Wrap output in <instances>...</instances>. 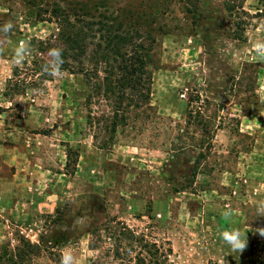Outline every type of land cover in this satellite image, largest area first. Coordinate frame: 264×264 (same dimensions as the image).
<instances>
[{
  "label": "rangeland",
  "instance_id": "1",
  "mask_svg": "<svg viewBox=\"0 0 264 264\" xmlns=\"http://www.w3.org/2000/svg\"><path fill=\"white\" fill-rule=\"evenodd\" d=\"M81 2L90 37L104 18L110 48L113 35L152 48L149 104L125 124L113 125L97 38L66 70L50 53L76 34L52 6ZM257 43L264 0H0V246L21 236L93 264L126 227L171 248L169 264H249L264 229ZM233 229L243 251L221 238ZM47 254L33 264H56Z\"/></svg>",
  "mask_w": 264,
  "mask_h": 264
},
{
  "label": "trees",
  "instance_id": "2",
  "mask_svg": "<svg viewBox=\"0 0 264 264\" xmlns=\"http://www.w3.org/2000/svg\"><path fill=\"white\" fill-rule=\"evenodd\" d=\"M78 6V8L70 9L68 5L54 4L51 8L52 20H55L60 27L72 24L76 29V34L69 46L62 51L64 65L61 66L65 70L69 69L68 57L74 58L77 50L82 57H86L91 45L88 41L90 38H97V41L94 40L96 43H92V46L95 48L94 52L101 56V62L107 68V70L105 69L107 76L102 78V83L113 81L109 85L110 94L113 96V125L125 124L134 110L142 109L149 104L152 76L148 71V66L152 48L132 42L119 44L121 36L118 35H113L111 39L113 45L110 48L107 42L113 33L104 23V18L99 22L101 28L94 31V35L90 37L87 32H91V27L95 25L96 20L88 12L86 3L81 2ZM41 15V13H37L36 19L40 20ZM80 24L83 26H79ZM124 40L126 41V37ZM84 66V63L79 64L82 72H85ZM96 69L98 68L96 67ZM98 241H101L100 237ZM112 241V247L108 248L105 255L99 257L93 264H169V257L173 254L171 248L165 249L157 243H152L145 235H140L126 227H123ZM133 245L139 248V251H135ZM124 246L129 247V250L124 249ZM43 251L44 253L48 252L45 257L51 261L56 258L58 259L56 264H60L61 254L56 255L47 249L43 250L21 236L13 249L10 244L0 246V264H33ZM248 263L264 264V236H259L252 241Z\"/></svg>",
  "mask_w": 264,
  "mask_h": 264
},
{
  "label": "clouds",
  "instance_id": "3",
  "mask_svg": "<svg viewBox=\"0 0 264 264\" xmlns=\"http://www.w3.org/2000/svg\"><path fill=\"white\" fill-rule=\"evenodd\" d=\"M6 29L11 27V22L6 23ZM255 51L258 54H264V43H257L254 46ZM50 53L60 58L61 64H63L62 50L61 49H51ZM258 214L264 215V202L258 208ZM261 236H264V229L259 230ZM221 238L225 243L229 244L234 250L243 251L246 247V243L241 240V233L238 230L233 229L232 231L222 232ZM60 264H73V257L70 252H66L61 256Z\"/></svg>",
  "mask_w": 264,
  "mask_h": 264
}]
</instances>
